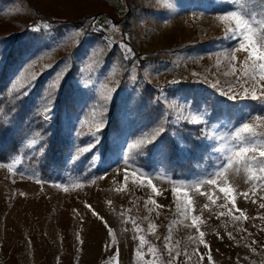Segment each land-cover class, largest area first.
<instances>
[{
    "label": "rangeland",
    "instance_id": "374dc122",
    "mask_svg": "<svg viewBox=\"0 0 264 264\" xmlns=\"http://www.w3.org/2000/svg\"><path fill=\"white\" fill-rule=\"evenodd\" d=\"M232 11L250 20L258 29L257 38L264 36V10L254 0H19L0 10V37L17 31V24L38 28L41 22H77L85 16L99 15L80 30L68 32L43 58L29 63L20 77L28 81L36 78L44 68L68 55L88 32L104 30L108 47L126 37L143 55L149 80L162 89L161 99L170 106L171 122L180 126L185 121H208L207 111L191 106V98L180 90L182 83L201 80L204 91L229 99L221 90L236 81L232 73L243 68L244 59V53L232 51L237 45V36L230 31L235 21L219 19ZM128 12L132 19H126ZM126 20L132 27L124 31ZM46 23L44 27L48 28ZM176 43L205 44L206 48L163 51ZM120 46L135 76L138 61L126 44ZM101 55L91 51L81 65L80 84L98 100L91 99L88 113L75 123L74 142L78 147L68 154V168L46 181L36 169L25 166L22 158L0 163V264H169L168 249L179 253L171 264H264V208L259 207L264 203V185L254 189L244 182L246 177L259 175L255 168L241 167L238 172L231 169L214 177L216 185L200 184V191L193 187L230 155L235 145L231 137L241 122L222 118L210 126L212 164L192 178L174 179L160 168L146 171L129 161L125 165L126 138L116 140L120 148L103 166L94 151L98 139L93 143L90 134L99 137L105 108L125 71H102ZM244 87L248 85L241 81L236 91L243 93ZM256 92L260 94V89ZM236 101L244 105L245 117L261 112L253 110L261 106V101L250 96L241 95ZM52 119L51 112L47 121ZM248 122L264 130V121ZM85 152H93L92 164H85L91 174L79 171ZM233 179L236 184L231 183ZM153 186L163 194L156 195ZM230 186L234 188L232 195L249 192L248 201L240 195L233 205L229 196L220 192V188ZM189 198L194 199L195 211H188L185 217ZM237 207L245 210L247 219H234L240 215ZM193 215L199 218L196 225L192 223ZM105 221L112 229L111 235ZM200 231L210 246L211 261L208 249L198 242ZM197 249L204 254L203 261Z\"/></svg>",
    "mask_w": 264,
    "mask_h": 264
},
{
    "label": "trees",
    "instance_id": "16d2710c",
    "mask_svg": "<svg viewBox=\"0 0 264 264\" xmlns=\"http://www.w3.org/2000/svg\"><path fill=\"white\" fill-rule=\"evenodd\" d=\"M18 1L0 0V10ZM254 1L264 10V0ZM98 17L85 16L77 22H41L38 28L32 24H17V31L0 37V163L22 158L25 166L36 169L46 181L55 179L68 168V154L78 147L74 142L75 123L88 113L90 100H98L80 84L82 62L89 52L95 51L103 53L102 71L112 68L125 71L117 92L105 108V123L98 131L94 146L103 166H107L109 158L119 150L116 140L126 138L127 159L139 168L146 171L160 168L174 179L203 173L212 164L210 126L222 118L241 122L245 118L244 105L204 91V83L193 79L182 83L180 90L191 98V106L207 111L208 121L173 125L170 106L161 99L162 89L152 84L145 72L146 59L126 37L108 47L107 33L92 30L68 55L44 68L36 78L33 76L28 81L20 77L29 63L43 58L68 32L80 30L90 19ZM128 18L132 19L131 12L127 13ZM45 23L48 28L44 27ZM124 24V31L132 27L127 20ZM120 43L126 44L138 61L135 76ZM205 48V44L176 43L163 51L177 53ZM17 81V89L13 90L12 85ZM53 82L57 85L53 92V119L47 121L41 111L45 92ZM254 107V111H261L259 104ZM81 155L83 163L79 171L91 174L92 170L85 164H92L93 152Z\"/></svg>",
    "mask_w": 264,
    "mask_h": 264
},
{
    "label": "snow or ice",
    "instance_id": "6c2138e0",
    "mask_svg": "<svg viewBox=\"0 0 264 264\" xmlns=\"http://www.w3.org/2000/svg\"><path fill=\"white\" fill-rule=\"evenodd\" d=\"M222 21L231 22L235 21L234 25L231 27L230 31L234 36H237V45L232 50L235 52L244 53V59L242 61L243 68L242 69H234L233 75L237 76L235 82L228 84L224 89H222V94L227 96L230 100H236L244 96V98H250L253 100L261 101V112L259 115L249 114L244 119H242L241 123L234 129L233 135L231 137L232 140L235 141V145L230 150V155L224 158L220 163L216 165L214 171L210 172L206 178L200 179L196 181L193 187H197L200 184H209L216 185L217 181L214 179L216 176L224 175L229 172L231 169H235L236 172L239 171L241 167L243 168H255L256 173L259 175H251L245 178V183H251L254 189H258L262 185H264V130H258L252 123L248 122L253 119L264 121V36H259L257 38L258 29L253 26L250 20L244 16L243 14L232 11L229 12L225 16H221L219 18ZM127 58V57H125ZM242 72V75L239 74ZM195 75V74H194ZM59 79V77H58ZM244 82V84L248 85V87H244L243 93L236 91V87L238 84ZM251 82V83H249ZM17 84L19 81L12 85V89H17ZM217 84L219 82L217 81ZM249 87L252 89L251 93L249 92ZM57 85L53 82L49 89L46 90L44 96V107L42 109L43 117L45 120L50 118V113L53 110V92L56 90ZM260 89V94H257L256 90ZM103 121H101V124ZM93 138V143L98 139L96 133L90 134ZM125 165L128 164L127 156L123 157ZM235 175V172L233 173ZM125 182H127V176H125ZM232 184H236V180L233 179L231 181ZM175 191V190H174ZM153 192L156 195H162L163 193L158 192L156 188L153 186ZM220 192L224 193L226 196H229L231 199V203L236 205L237 197L240 195L244 196L245 202L248 201L249 192H236L235 195H232L234 192L233 187H222L220 188ZM201 194L207 196L206 192H202ZM252 194H255L253 192ZM175 199V196H174ZM211 199V197H209ZM264 199V197H262ZM155 202V201H153ZM252 203H257L256 200H253ZM91 210V206L87 205ZM160 207H165L164 205H160ZM207 207V205H205ZM260 208H264V203L259 205ZM178 211L180 210V204H177ZM94 215H96L99 219L103 220L102 217H99L97 213L92 210ZM188 211H195L194 208V199L189 198L186 201V205L184 207L183 215L187 217ZM236 211L240 213L239 216H235V220H240L241 217L247 219L248 217L245 215V210L239 207L236 208ZM223 215V213H221ZM198 217L196 215L192 216L193 225L198 224ZM105 227L108 228L109 233L111 235L112 229L107 225L105 221ZM230 239H234L231 236V233H228ZM205 233L203 231L199 232L198 242L203 244L206 249L209 251L208 260L211 261V249L210 246L204 240ZM222 239V237H219ZM141 242H143V237H140ZM195 242V241H194ZM170 261L169 264L173 260L178 259L179 253L174 252L172 249H168ZM140 251H136V255H140ZM196 254L198 255L200 261L204 260V254L199 252V249L196 250ZM187 256V253H185ZM190 258V257H189Z\"/></svg>",
    "mask_w": 264,
    "mask_h": 264
}]
</instances>
